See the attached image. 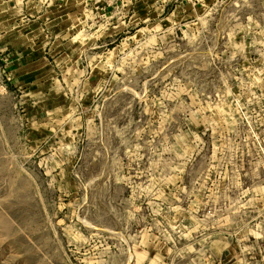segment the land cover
Returning a JSON list of instances; mask_svg holds the SVG:
<instances>
[{"label":"rangeland","instance_id":"374dc122","mask_svg":"<svg viewBox=\"0 0 264 264\" xmlns=\"http://www.w3.org/2000/svg\"><path fill=\"white\" fill-rule=\"evenodd\" d=\"M201 1L0 0V264H264V0Z\"/></svg>","mask_w":264,"mask_h":264},{"label":"crops","instance_id":"0c3cea01","mask_svg":"<svg viewBox=\"0 0 264 264\" xmlns=\"http://www.w3.org/2000/svg\"><path fill=\"white\" fill-rule=\"evenodd\" d=\"M11 1H14V0H11ZM15 1H17V2H21L22 0H15ZM31 2H33V3H35V2H39V1H55V2H58V3H62L61 5L63 6V9H65V8H67L68 6L69 7H74V6H78L83 0H30ZM32 8H33V6H32ZM37 8H38V6L37 5H35L34 6V9H36V12L38 11L37 10ZM40 8V7H39ZM204 9H206V8H202V1L200 0V6H199V8H198V10L199 11H204ZM20 11V6H18V8H16V11H14L13 12V14H14V16H13V19H10V21L9 22H11V21H17V20H19V17L21 16L20 14H18V12ZM16 13V14H15ZM39 13H41V11L40 12H38L37 13V15L36 16H39ZM42 15V14H41ZM38 23V22H37ZM0 27H1V30L4 28H6L5 26H4V24H2L1 22H0ZM39 25L38 24H36V23H34V21H32L31 22V27H30V30H29V34H30V37L35 33L34 31H36V29H37V27H38Z\"/></svg>","mask_w":264,"mask_h":264}]
</instances>
